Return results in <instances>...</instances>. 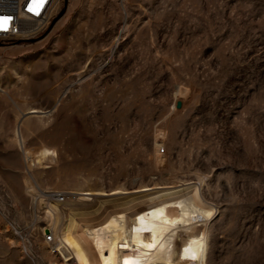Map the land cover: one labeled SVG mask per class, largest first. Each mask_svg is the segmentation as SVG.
I'll list each match as a JSON object with an SVG mask.
<instances>
[{"label": "rangeland", "instance_id": "1", "mask_svg": "<svg viewBox=\"0 0 264 264\" xmlns=\"http://www.w3.org/2000/svg\"><path fill=\"white\" fill-rule=\"evenodd\" d=\"M62 9L35 39L0 44V264L60 263L45 238L73 218L82 230L182 190L210 209L193 225L203 264H264V0ZM40 149L54 155L28 166ZM41 198L59 208L53 233Z\"/></svg>", "mask_w": 264, "mask_h": 264}, {"label": "bare ground", "instance_id": "2", "mask_svg": "<svg viewBox=\"0 0 264 264\" xmlns=\"http://www.w3.org/2000/svg\"><path fill=\"white\" fill-rule=\"evenodd\" d=\"M38 111L31 108L28 113ZM53 155L54 152L50 149H40L35 153L24 152L28 166L41 165ZM158 159L162 160L161 154H158ZM71 192L65 194L74 197V194L79 193ZM186 193L187 191L182 190L151 197L142 204H135L131 210L111 213L102 224L82 230L79 229L78 221L73 218L70 227L64 226L58 238L53 239L50 233L52 248L61 259L60 263L51 264H139L144 259L161 260L167 264H186L184 258H181L183 249V254L193 264H203L206 240L202 232L200 236L194 235L193 225L202 218L206 219L210 209L200 205L193 193L180 199ZM44 198L62 204L68 197L62 203L50 197ZM42 199L39 204L49 220L48 229L53 233L55 225L60 221L59 208L54 202ZM64 210L73 212L69 207ZM166 212L168 217L164 218ZM145 215H149L150 221H147ZM45 239L50 241V238Z\"/></svg>", "mask_w": 264, "mask_h": 264}, {"label": "built area", "instance_id": "3", "mask_svg": "<svg viewBox=\"0 0 264 264\" xmlns=\"http://www.w3.org/2000/svg\"><path fill=\"white\" fill-rule=\"evenodd\" d=\"M60 0H0V44L35 39L44 33L55 17ZM31 9V10H30ZM48 197L62 203L67 195L49 192ZM50 238L51 235H47Z\"/></svg>", "mask_w": 264, "mask_h": 264}, {"label": "water", "instance_id": "4", "mask_svg": "<svg viewBox=\"0 0 264 264\" xmlns=\"http://www.w3.org/2000/svg\"><path fill=\"white\" fill-rule=\"evenodd\" d=\"M63 12H64V9H62V10L58 13V15H56V16L52 19V21H51V23H50L48 29H50V28L52 27V25L54 24V22H55L58 18H60V17L63 15ZM48 29H47V30H48ZM31 40H33V39H31ZM181 105H182L181 100L177 99V100L175 101V108L179 109V108H181Z\"/></svg>", "mask_w": 264, "mask_h": 264}, {"label": "crops", "instance_id": "5", "mask_svg": "<svg viewBox=\"0 0 264 264\" xmlns=\"http://www.w3.org/2000/svg\"><path fill=\"white\" fill-rule=\"evenodd\" d=\"M2 89V88H1ZM3 90V89H2ZM14 129H15V127H14ZM14 129H13V135H14Z\"/></svg>", "mask_w": 264, "mask_h": 264}, {"label": "snow or ice", "instance_id": "6", "mask_svg": "<svg viewBox=\"0 0 264 264\" xmlns=\"http://www.w3.org/2000/svg\"><path fill=\"white\" fill-rule=\"evenodd\" d=\"M41 3H42V0H41ZM31 10V9H30Z\"/></svg>", "mask_w": 264, "mask_h": 264}]
</instances>
